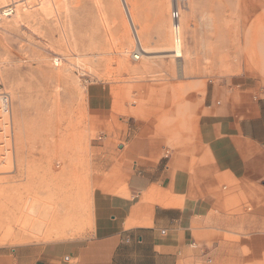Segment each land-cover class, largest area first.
<instances>
[{
    "label": "rangeland",
    "instance_id": "rangeland-1",
    "mask_svg": "<svg viewBox=\"0 0 264 264\" xmlns=\"http://www.w3.org/2000/svg\"><path fill=\"white\" fill-rule=\"evenodd\" d=\"M136 1L0 0V8L16 3L15 15L0 24V94L10 101L0 112V247L83 236L105 153L122 145L134 120L157 117L166 87L180 86L183 99L187 86L217 82L230 63L227 53L240 44L245 67L257 64L263 0H168L163 54H137ZM173 9L179 58L169 52ZM163 66L166 76L150 74Z\"/></svg>",
    "mask_w": 264,
    "mask_h": 264
},
{
    "label": "crops",
    "instance_id": "crops-1",
    "mask_svg": "<svg viewBox=\"0 0 264 264\" xmlns=\"http://www.w3.org/2000/svg\"><path fill=\"white\" fill-rule=\"evenodd\" d=\"M260 9L264 15V0ZM133 12L145 51L167 52L170 2L137 0ZM260 25L252 70L241 44L233 47L222 79L187 86L183 99L181 87L169 85L157 101V117L134 120L122 145L108 149L83 236L0 247V264H264ZM151 71L160 75L166 68ZM108 103L113 117L111 94Z\"/></svg>",
    "mask_w": 264,
    "mask_h": 264
},
{
    "label": "built area",
    "instance_id": "built-area-1",
    "mask_svg": "<svg viewBox=\"0 0 264 264\" xmlns=\"http://www.w3.org/2000/svg\"><path fill=\"white\" fill-rule=\"evenodd\" d=\"M16 13V3L10 2L4 7L0 8V24L12 16H14ZM170 17L172 21L179 20V13L175 9L171 10ZM133 58L138 60L137 54H133ZM10 110V101L8 95L1 93L0 94V112H8Z\"/></svg>",
    "mask_w": 264,
    "mask_h": 264
},
{
    "label": "bare ground",
    "instance_id": "bare-ground-1",
    "mask_svg": "<svg viewBox=\"0 0 264 264\" xmlns=\"http://www.w3.org/2000/svg\"><path fill=\"white\" fill-rule=\"evenodd\" d=\"M123 5H124V10L126 12V15L130 18V11L128 7H126L124 1H123ZM173 31H174V46L169 52H171L172 56H174L175 58H179L182 56V52H181L182 48H181V38H180V26L177 21H174ZM134 34H135V39L137 43V48H136L137 54H147V52L144 49H142L141 44L139 43L138 34L136 33L135 30H134Z\"/></svg>",
    "mask_w": 264,
    "mask_h": 264
}]
</instances>
